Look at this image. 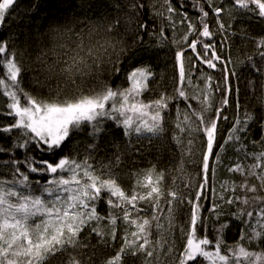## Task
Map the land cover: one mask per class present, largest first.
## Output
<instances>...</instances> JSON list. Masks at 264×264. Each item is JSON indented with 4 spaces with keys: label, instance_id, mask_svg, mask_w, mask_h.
Returning <instances> with one entry per match:
<instances>
[{
    "label": "trees",
    "instance_id": "obj_1",
    "mask_svg": "<svg viewBox=\"0 0 264 264\" xmlns=\"http://www.w3.org/2000/svg\"><path fill=\"white\" fill-rule=\"evenodd\" d=\"M210 1L169 0L174 11L192 19V24L196 27V30L188 34L187 44L178 48L175 40L171 39L172 29L167 24L168 4L165 0H17L5 21L0 24V41H6L9 52L16 53V58L24 69L22 87L33 96L47 100L54 98L58 91L63 97L72 95L77 89L85 92L99 90L105 84L113 88H125L129 86L126 81L127 72L136 67L148 66L153 76L149 81L148 91L144 92L141 99L148 102L159 98L162 93L176 99L170 101L169 107L162 113L164 131L158 136H138L134 132L125 135L124 128L115 120L102 119V130L99 133L92 135V127L85 125L69 138L58 156H52L38 150L33 142L26 147H18L26 139L22 130H2L13 124L15 118L7 115L6 98L0 95V148L4 149L0 152V180H11L17 167L22 172H27L24 163L26 159H47L51 162L58 160L59 156H70L77 161L88 159L102 173H107L110 169L118 183L130 191L137 175L142 176L154 166L157 172L163 171L165 174L161 185L164 193L161 198L163 212L157 213L161 216L160 222L162 223V216L169 207L166 203L167 199H171L168 192L175 191L178 199L173 201L172 206L178 214L180 230L186 229L192 209V204L188 201L195 203L197 193L202 191L199 185L203 183V173L201 159L200 165L194 164L189 170L185 169L184 178L180 153L173 140V119L177 106L180 110H185L189 104L197 110L200 108L194 99L184 100L176 91L182 86L189 97L193 96L185 84L179 83L176 53L181 51L187 70L192 76L202 74L212 77V108L205 114L206 118L214 115L216 109L220 108L221 116L227 117L226 120L221 118L217 122L214 153H218L221 159L219 162L214 158L210 159V167L214 165L216 171L214 174L209 173V183L203 190L204 197L200 201L202 207L199 215L206 227L201 228L199 234L204 235L206 232L208 238L214 241L217 236L216 229L227 225L223 230L225 243L234 246L240 241L241 231L246 230V225L235 214L241 208L253 211V218L245 216L243 219L254 225L256 211L253 206H245L239 202L227 204L220 196L222 193L225 199H234L237 195H264V192L251 193L239 187L247 182L249 186L256 185L259 188L260 181L256 176H250L247 172L242 174L228 171L238 163L247 169L256 162L254 154L264 152V57L260 55L264 48L258 47L259 41L264 38V19L253 12L234 7V0ZM133 4H142L144 7L133 9ZM201 7L208 12L204 19L213 33L211 38L199 35ZM215 8H222L223 11L217 16ZM228 8L237 10L241 13L240 16H228L225 13ZM142 24L144 27H141ZM221 24L223 29L220 28ZM110 26L112 27L109 31ZM158 37L165 41L162 46H159V41L156 42ZM81 38L85 50L81 55H85L87 49L92 48L93 58L87 59V67L81 66L79 71L66 73L63 71L67 67L65 61L70 62L69 58L79 51L77 45ZM193 40L202 42L197 44L196 51L189 47ZM204 44L213 47L205 50ZM213 51L220 57L219 60L212 57ZM205 59H212L216 67L208 68L203 62ZM116 68L121 71L116 72ZM225 98L228 104L222 105ZM249 115L252 119L248 120L247 127L235 133L240 139L225 144L233 127H241L235 123L236 120L243 122ZM193 118L199 123L195 116ZM201 139L205 151L206 137L203 131ZM90 145L95 147H89ZM221 145L224 146L223 152L220 151ZM13 161L20 163L14 164ZM256 172L259 175L261 169H256ZM28 175L33 190L37 192L47 180L52 179L49 174ZM196 180L198 186L195 189ZM36 181L40 183L37 184ZM225 184L229 190L223 193L221 186ZM233 186H236L235 193L231 191ZM214 204L218 207L213 212L210 210ZM139 207L144 210L140 216H151L150 204L141 202ZM258 207L260 205L255 206L256 209ZM108 210V205L101 199L97 204L98 213L106 216ZM155 223L153 221L152 234L149 237L153 241V247H156V241L159 240L156 238ZM92 227H97L96 221L85 226L80 233L81 247L57 253L46 264H67L69 255L75 256L81 264H105L106 260L119 251L127 226L118 221L115 240L108 235L110 225L106 220L98 225L105 233L103 237L93 232ZM174 232L180 245L174 246L173 252L161 264H176L180 255L184 243L182 232ZM174 238L175 235L171 238L163 237L167 241L164 244L165 249L156 247L155 255L158 254V249L159 252H165L172 247L168 243ZM160 240L163 242L162 237ZM240 242L249 251L264 250V241ZM155 255L151 258L153 264L157 261ZM123 264H145V257L142 254L127 255L123 258Z\"/></svg>",
    "mask_w": 264,
    "mask_h": 264
},
{
    "label": "snow or ice",
    "instance_id": "obj_2",
    "mask_svg": "<svg viewBox=\"0 0 264 264\" xmlns=\"http://www.w3.org/2000/svg\"><path fill=\"white\" fill-rule=\"evenodd\" d=\"M17 0H0V24L5 21L6 16ZM167 11L173 12L174 9L169 3ZM234 7L248 12L255 13L258 17L264 19V0H234ZM133 9L142 8V4L131 5ZM202 16L200 18L201 30L199 35L211 38L213 33L209 25L205 22L208 12L201 7ZM218 16L223 9L215 8ZM186 18V17H185ZM170 19V17H169ZM109 28V31L111 30ZM141 27H144L142 24ZM223 25L220 28L223 29ZM190 30H196L194 24L189 23ZM161 35L163 33L161 32ZM183 39L186 41L187 36ZM202 43L199 40H193L189 47L196 51L197 44ZM79 51L71 56L70 62L65 61L67 67L64 72L71 74L74 70H81V66L87 67V59L93 58L94 49L88 48L85 55L83 41L77 45ZM205 50L213 47L210 44H204ZM258 47L264 48V38L258 43ZM106 51V49H105ZM207 55V51L205 52ZM260 55L264 57V52ZM212 57L219 60L220 57L215 51ZM176 61L178 65L179 83L184 84L186 80V71L183 52L177 51ZM208 68H215L216 64L212 59L203 61ZM24 69L16 58L15 52H9L6 41H0V95L6 98L7 115L15 118L14 123L3 128L4 132H11L12 129L22 130L26 137L23 144L18 147H26L33 142L38 150L47 152L52 156H58L66 146L69 138L85 125L92 127V135H96L102 129L100 121L102 119L115 120L125 130V135L134 132L138 136L150 133L158 136L163 133L164 116L163 111L169 107V102L176 99L174 96L161 94L159 98L145 102L141 97L148 91L150 78L153 76L148 66H141L132 69L126 74V81L129 86L125 88H113L107 84L99 90L85 92L77 89L72 95L61 97L58 91L54 98L47 100L33 96L25 91L21 81ZM116 72L121 69L116 68ZM206 81H211V76H205ZM73 83L75 81L73 80ZM188 84H192L188 79ZM178 96L184 100L195 99L199 102V110L187 105L184 111L177 106V120L183 116V120L176 124L177 129L184 132L186 129L182 124H187L192 116L199 121L196 131H203L205 141V151L202 156L203 183L199 185L202 190L197 193L195 203L192 204L188 227L182 228L183 245L176 264H264V250L261 252L249 251L240 241L252 240L264 241V195H253L248 197L235 196L234 199H224L225 203L233 204L239 202L245 206H253L256 211L255 224L243 218H253V211H246L241 208L235 215L245 225L246 230L241 231L240 241L234 246H229L223 238V230L227 225H221L216 229V239L210 240L205 232L200 235L201 228L206 227L200 218V201L204 197V191L209 183V173H215V166L210 167V159L214 158L219 162L221 157L214 153V144L217 134V122L222 117V108L216 109L214 115L206 118V113L212 108V86L210 83L206 87L199 89L192 97H189L181 86L176 89ZM227 98L223 99L222 105H227ZM249 115L241 122L236 120L240 128L233 127L225 144L232 140H239L235 135L247 127ZM180 144V138L174 137ZM191 144V141H189ZM89 147H95L90 145ZM4 149L0 148V152ZM220 151H224V146H220ZM255 163L243 168L239 163L228 171L247 172L250 176H256L260 181L259 188L256 185L249 186L247 182L239 187L251 193L258 191L264 192V152L254 154ZM119 160V157H117ZM19 164V161H13ZM24 163L27 166V172H22L19 167L15 169L11 180H0V264H46V262L57 255V253L67 252L69 248H78L82 246L80 233L85 226L92 221L97 222V227H92V231L98 236L103 237L105 233L99 229L101 221H107L110 225L108 235L112 240L117 238L118 221H122L127 227L126 235L123 237L119 251L105 264H123V258L127 255L135 256L142 254L145 257V264H153L151 258L156 254V247L163 249L166 240L156 241V247H153V241L149 239L152 232L153 221L155 227L161 234L170 231L173 227V212L171 206L173 201L178 199L175 191H169L166 203L168 227L162 224L161 216L158 212H163L161 208V198L164 196L161 185L165 174L163 171L157 172L155 167L146 170L141 176L137 175L135 184L131 190L124 189L119 183L117 177L109 169L107 173H98L88 162V159L77 161L70 156H59L58 160L49 161L47 159L36 160L35 158L26 159ZM256 169H261L258 175ZM28 173L49 174L52 179L44 183L39 191L33 190L29 182ZM39 184V181H36ZM223 191H228L227 184L221 186ZM215 192V189H212ZM231 191L236 192V186ZM103 199L108 205V213L101 216L97 211L98 202ZM141 202L151 205L152 214L150 217L140 216L139 207ZM256 205H260L258 209ZM218 205H213L215 211ZM134 231L129 232L128 229ZM131 237V238H129ZM173 247L167 249L168 253L173 252ZM159 261V256L155 255ZM67 264H81L75 256L69 255Z\"/></svg>",
    "mask_w": 264,
    "mask_h": 264
},
{
    "label": "rangeland",
    "instance_id": "obj_3",
    "mask_svg": "<svg viewBox=\"0 0 264 264\" xmlns=\"http://www.w3.org/2000/svg\"><path fill=\"white\" fill-rule=\"evenodd\" d=\"M209 1L210 0H208V2ZM210 2H212V1H210ZM229 12H230V14H229ZM225 13L228 16H232L234 14L236 16H240V14H241L237 10H232L230 8L225 10ZM169 17H170V19H169ZM185 17L186 16L180 15L175 11L169 13L166 9L167 24L172 29V32L170 33L171 39L175 40V42H176L175 46L178 48H182L184 46V44H187V41H185L183 39V36L186 35L187 40H188V38H189L188 34L192 31L188 28V25H189V23L192 24L193 20L190 18H187V17L185 18ZM184 28L186 30H184ZM157 41H159L158 42L159 46H162L164 44L162 42H165L160 37H158L156 39V42ZM185 71H186V80H185L184 84L192 91L193 94L196 93L199 89L205 88L206 84H208V83H210L212 86V79H211V81H206L204 79V77L206 75L198 74V75L192 76L191 72L187 70L186 63H185ZM188 79H191L192 84H188ZM150 80H151V78H150ZM211 95H212V99H213V90H212ZM195 101L199 104V102L197 100H195ZM181 111H184V110H181ZM209 112H210V110H209ZM209 112H207L206 114H208ZM182 120H183L182 115L180 116V120L179 121L177 120V111H176L174 119H173V127H174L173 140H174V142L178 148V151L180 153V157H181V161H182L183 174H184V178H185L186 177L185 169L189 170V168L191 166H193L194 164L200 165L202 155H203V151H204V147L202 146L201 131H196V128L199 125V123H197V121L192 116L190 121L187 124H182V127H184L186 130L184 132H181L179 129H177L176 124ZM146 134H150V133H146ZM174 137H179L181 143L178 144L176 139H174ZM189 141H191V144H189ZM93 168L95 169L94 166H93ZM95 170L98 173H102L101 171H98L97 169H95ZM194 186L196 189V187L198 186V180H196L194 182ZM226 192L227 191H223V193H226ZM221 195H222V193H221ZM167 215H168V213L166 211L165 214L162 216V224H164L165 228L168 227L167 220L165 219L167 217ZM134 230L135 229H131V228L128 229L129 232L134 231ZM174 230L181 231L180 227L178 226V214H177L176 210H174V212H173V227H172V229L170 231H165L162 234L157 231L156 238H158L159 240L162 236L164 238L167 236L169 238H171L170 235L172 232H174ZM175 237L176 238L169 241V243H168L172 247H174V246L178 247L180 245V240L177 238L178 236L175 235ZM129 238H131V237H129ZM163 249H165V245H164ZM163 249H161V250H163ZM157 253H158L157 255L159 256L160 259H159V261H155V264H161L163 262L162 260L169 255L168 251L159 252V249H158Z\"/></svg>",
    "mask_w": 264,
    "mask_h": 264
},
{
    "label": "bare ground",
    "instance_id": "obj_4",
    "mask_svg": "<svg viewBox=\"0 0 264 264\" xmlns=\"http://www.w3.org/2000/svg\"><path fill=\"white\" fill-rule=\"evenodd\" d=\"M174 235H176V232H172L170 236H174Z\"/></svg>",
    "mask_w": 264,
    "mask_h": 264
}]
</instances>
